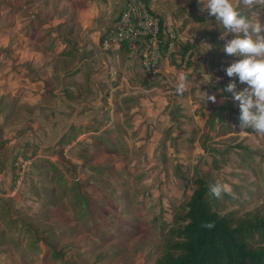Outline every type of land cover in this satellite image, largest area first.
<instances>
[{
  "label": "rangeland",
  "instance_id": "1",
  "mask_svg": "<svg viewBox=\"0 0 264 264\" xmlns=\"http://www.w3.org/2000/svg\"><path fill=\"white\" fill-rule=\"evenodd\" d=\"M16 4L49 22L43 32L53 47L76 53L66 64L77 78L64 82L75 88L66 89L70 124L10 129L11 141L25 138L17 153L0 143V264H154L199 180L229 186L210 195L221 215L264 218V135L241 129L239 103L222 91L233 81L237 91L248 87L227 75L241 59L223 51L234 33L214 38L208 69L202 53L190 59L188 90L178 94L167 70L178 59H163L151 76L139 53L101 42L97 28L115 0Z\"/></svg>",
  "mask_w": 264,
  "mask_h": 264
},
{
  "label": "crops",
  "instance_id": "2",
  "mask_svg": "<svg viewBox=\"0 0 264 264\" xmlns=\"http://www.w3.org/2000/svg\"><path fill=\"white\" fill-rule=\"evenodd\" d=\"M17 1L0 0V143L17 146L16 153L19 143H24L25 138L22 136L15 142L11 141L12 137L6 136L10 129L65 128L70 124L71 119L68 120V117L72 109L66 110L65 106L68 108L69 104H65L73 102L67 99L66 89L74 92L75 88L65 87L64 82L77 78L67 76L69 70L66 61L72 57L61 54L66 51L67 44H62V49L53 47L43 32L49 28V22L42 26L39 21L38 29H33L38 24L33 11L17 6ZM23 1L24 4H31L30 0ZM147 1L160 13L163 30L175 27L182 43L192 47L189 51L190 63L194 62L199 52L204 56L201 64L203 69L207 68L209 60L214 63L213 57L218 53L213 49L220 45L213 44L214 38H220L224 29L218 25V28L210 29L211 21H217L216 17L208 11H201L203 4L200 0ZM220 40L222 42L224 39ZM72 52L75 56L76 53ZM176 67L169 65L167 69L176 77L171 76L174 78L169 80L173 86L181 72ZM191 75L195 77L193 70ZM84 113L87 115V112ZM81 115L78 117L76 114L73 120L77 121ZM38 135L41 137V134Z\"/></svg>",
  "mask_w": 264,
  "mask_h": 264
},
{
  "label": "trees",
  "instance_id": "3",
  "mask_svg": "<svg viewBox=\"0 0 264 264\" xmlns=\"http://www.w3.org/2000/svg\"><path fill=\"white\" fill-rule=\"evenodd\" d=\"M35 21L45 25L41 19ZM100 40L103 43V35ZM191 49L182 43L181 52ZM62 55L74 56L72 50ZM210 195L209 185L199 180L184 206L182 222L170 230L172 238L154 264H264V218L223 216L216 208L218 202ZM206 223L214 227H203ZM52 257L57 259L60 255Z\"/></svg>",
  "mask_w": 264,
  "mask_h": 264
},
{
  "label": "clouds",
  "instance_id": "4",
  "mask_svg": "<svg viewBox=\"0 0 264 264\" xmlns=\"http://www.w3.org/2000/svg\"><path fill=\"white\" fill-rule=\"evenodd\" d=\"M200 3L203 4L201 11L215 16L223 27L221 39L229 33L235 34L234 39L226 41L223 51L241 59L226 69L227 75L238 76L240 83L248 85L244 90L237 91L233 81L222 91L232 93L234 101L239 103L241 129L250 128L264 135V24L257 14L264 11V0H200ZM188 75L184 71L179 72L176 83L178 94L188 90ZM208 100L215 102L216 96H207ZM229 191V186L220 181L209 187L210 194L217 198ZM202 226L212 228L214 224Z\"/></svg>",
  "mask_w": 264,
  "mask_h": 264
},
{
  "label": "built area",
  "instance_id": "5",
  "mask_svg": "<svg viewBox=\"0 0 264 264\" xmlns=\"http://www.w3.org/2000/svg\"><path fill=\"white\" fill-rule=\"evenodd\" d=\"M111 8L103 44L124 45L133 54L139 53L144 71L158 75L163 59H178L179 71L188 69L190 52H181L182 39L175 27L163 30L158 11L147 0H115ZM113 6V5H112ZM115 6V2H114ZM16 189L12 191V195Z\"/></svg>",
  "mask_w": 264,
  "mask_h": 264
},
{
  "label": "water",
  "instance_id": "6",
  "mask_svg": "<svg viewBox=\"0 0 264 264\" xmlns=\"http://www.w3.org/2000/svg\"><path fill=\"white\" fill-rule=\"evenodd\" d=\"M107 20H108V18H104V20L102 21L101 25L97 28V31H101L102 29H106V26H105V25H106ZM103 59H104L105 63H106L107 66H108V65H109L108 60H107L105 57H104ZM101 72H102V71H101ZM98 73H99V72H96V74H98ZM94 76H95V74H94ZM94 76H93V77H94ZM98 86H99V85H98ZM83 105H92V104H91V103H83ZM79 113H80V112H78L77 115H78ZM66 130H67V129H66ZM66 130H65V131H66ZM65 131H64V132H65ZM62 136H63V135H61L60 138H61Z\"/></svg>",
  "mask_w": 264,
  "mask_h": 264
},
{
  "label": "bare ground",
  "instance_id": "7",
  "mask_svg": "<svg viewBox=\"0 0 264 264\" xmlns=\"http://www.w3.org/2000/svg\"><path fill=\"white\" fill-rule=\"evenodd\" d=\"M78 248V247H77Z\"/></svg>",
  "mask_w": 264,
  "mask_h": 264
}]
</instances>
